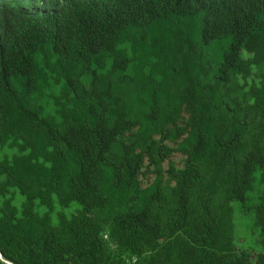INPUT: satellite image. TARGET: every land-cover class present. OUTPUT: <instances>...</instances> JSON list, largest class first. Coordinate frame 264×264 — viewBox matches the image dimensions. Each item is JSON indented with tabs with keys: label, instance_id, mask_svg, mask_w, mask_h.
<instances>
[{
	"label": "trees",
	"instance_id": "16d2710c",
	"mask_svg": "<svg viewBox=\"0 0 264 264\" xmlns=\"http://www.w3.org/2000/svg\"><path fill=\"white\" fill-rule=\"evenodd\" d=\"M8 1L0 264H264V0Z\"/></svg>",
	"mask_w": 264,
	"mask_h": 264
},
{
	"label": "rangeland",
	"instance_id": "374dc122",
	"mask_svg": "<svg viewBox=\"0 0 264 264\" xmlns=\"http://www.w3.org/2000/svg\"><path fill=\"white\" fill-rule=\"evenodd\" d=\"M260 186L255 184L254 196H259ZM234 208L233 223L235 229V245L238 250L247 251L254 254H264V243L261 230L255 225L253 213L244 214L241 205L232 204Z\"/></svg>",
	"mask_w": 264,
	"mask_h": 264
},
{
	"label": "clouds",
	"instance_id": "9594fccd",
	"mask_svg": "<svg viewBox=\"0 0 264 264\" xmlns=\"http://www.w3.org/2000/svg\"><path fill=\"white\" fill-rule=\"evenodd\" d=\"M9 1L8 0H0V9L7 12Z\"/></svg>",
	"mask_w": 264,
	"mask_h": 264
}]
</instances>
